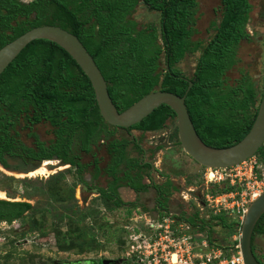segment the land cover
Returning a JSON list of instances; mask_svg holds the SVG:
<instances>
[{
    "label": "trees",
    "instance_id": "16d2710c",
    "mask_svg": "<svg viewBox=\"0 0 264 264\" xmlns=\"http://www.w3.org/2000/svg\"><path fill=\"white\" fill-rule=\"evenodd\" d=\"M199 1L0 0V48L32 27L59 25L77 35L94 57L119 111L156 89L186 95L201 138L211 146L227 147L250 131L261 100L257 76L239 67L240 45L253 39L248 28L253 4L220 0V17L211 24L213 33L201 40L195 38ZM141 2L160 12L158 24H141L133 17ZM196 54L192 74L178 68L188 55ZM236 67L239 74L231 80L228 73ZM170 121H177L176 113L162 104L132 128L160 130ZM43 123L51 126V138L44 139L37 131ZM120 129L102 117L89 77L54 41L33 40L0 75V165L7 170L29 172L44 160L58 159L79 167L77 180L83 181V154L94 155L101 140L105 139L110 152H116L113 160H126L130 141L115 136ZM256 156L264 163V145ZM170 194L158 202L163 211L168 209ZM30 211H34L32 202L0 198V221L23 220ZM200 213L197 209L181 217L217 246L230 244L213 239L217 226L230 233L241 228L240 219L233 215ZM60 233L55 240L59 249L72 248L74 240L68 242L69 236ZM258 233L264 234V214L255 225L253 239ZM85 264L96 263L87 260Z\"/></svg>",
    "mask_w": 264,
    "mask_h": 264
},
{
    "label": "rangeland",
    "instance_id": "374dc122",
    "mask_svg": "<svg viewBox=\"0 0 264 264\" xmlns=\"http://www.w3.org/2000/svg\"><path fill=\"white\" fill-rule=\"evenodd\" d=\"M251 2L253 20L248 28L253 34V39L242 41L239 49L242 61L239 67L247 68L255 74L262 89L264 0ZM220 6V0L199 1L196 39L207 40L211 37V24L220 17ZM133 17L141 24L160 22V12L150 9L143 2L137 6ZM196 58L197 54L188 55L178 64V68L186 74H192ZM238 70V67L231 70L228 77L231 80L236 78ZM36 129L44 139L52 137L49 124H40ZM132 134L149 150H153L158 143L164 145L154 152V160L159 164V168L172 174L175 178L174 184L180 187L171 197V209L168 211L182 218L183 212L191 214L198 209L202 216H209L213 211L203 207L201 196L203 191H206V174L210 169L204 168L183 149L179 141L177 121H170L163 129L157 131L142 133L133 130ZM115 136L132 138L123 129L118 130ZM104 140L94 148L99 157L106 154ZM92 156L83 154V161L91 160ZM44 165L46 170L33 176L29 174L35 170L18 173L0 165V192L4 193V198L29 201L34 206V211L26 213L23 220L11 223L0 221V264H85L87 260L104 264L108 259L110 261L107 264L113 261L112 264H121V258L127 256L124 249L125 226L140 220V212L129 213L125 209L114 207L109 201L99 200L98 197L85 198L86 195L81 191L82 182L77 180L76 169L69 164H61L54 159L44 160L37 169ZM103 179L98 181L103 182ZM227 185V181H224L218 186ZM191 188H194L195 192H191ZM151 197L152 195H149V199H145L147 204L153 203ZM62 215L66 216L64 220L60 219ZM83 215L86 217L78 221ZM59 231L63 236L64 233L69 236L68 242L74 240L72 248L65 251L59 249L55 243L62 235ZM240 233L241 228L230 233L217 226L213 239L216 242L225 241L232 244L235 242V236Z\"/></svg>",
    "mask_w": 264,
    "mask_h": 264
},
{
    "label": "water",
    "instance_id": "95a60500",
    "mask_svg": "<svg viewBox=\"0 0 264 264\" xmlns=\"http://www.w3.org/2000/svg\"><path fill=\"white\" fill-rule=\"evenodd\" d=\"M35 39H48L63 47L89 77L102 117L111 125L128 128L152 113L162 104H167L176 113L179 141L186 153L196 162L208 168H227L239 165L256 155L264 145V61L262 75V93L255 121L239 142L227 147H215L207 144L198 134L190 116L186 95L156 89L137 100L130 107L119 111L108 89L107 81L94 57L77 35L53 24H43L30 28L14 40L0 48V75L18 54ZM190 82L189 88L192 86ZM36 170V169H35ZM264 214V192L248 206L241 221L239 243L245 264H262L253 249L254 228ZM109 259L104 264L109 263Z\"/></svg>",
    "mask_w": 264,
    "mask_h": 264
},
{
    "label": "built area",
    "instance_id": "2783aa9c",
    "mask_svg": "<svg viewBox=\"0 0 264 264\" xmlns=\"http://www.w3.org/2000/svg\"><path fill=\"white\" fill-rule=\"evenodd\" d=\"M224 181L230 188L222 191L218 185ZM205 186L203 207L242 221L249 204L264 192V163L254 155L236 166L214 168L213 176L207 172ZM139 217L125 226L127 256L121 258V264H245L239 243L241 233L232 244L217 246L198 226L171 211H141Z\"/></svg>",
    "mask_w": 264,
    "mask_h": 264
},
{
    "label": "flooded vegetation",
    "instance_id": "af4514ba",
    "mask_svg": "<svg viewBox=\"0 0 264 264\" xmlns=\"http://www.w3.org/2000/svg\"><path fill=\"white\" fill-rule=\"evenodd\" d=\"M24 1L28 2V0ZM123 129L132 137L123 136L130 141L127 146L126 160H113L116 152L114 150L110 152L107 145L105 147V155L99 157L94 154L92 159L87 162L83 161L82 158V163L86 164L80 173L83 178L81 191L86 195L85 198L87 196L90 198L92 196L98 197L99 200L109 201L114 207L122 208L126 211L155 213L163 211L158 202L159 200L162 202L161 197H167L170 191L168 209H171V197L180 187L174 184L175 178H173L172 174L159 168V164L154 160V152L160 150L164 145L158 143L153 150H149L143 146L140 139L132 134L133 130H139L142 133L157 130L143 131L132 128V126ZM58 161L61 164H69ZM79 169V167L76 168V170ZM100 178H104L103 182L98 181ZM191 189V192H195L194 188ZM149 195H152V204L145 202ZM116 201H120V205H116ZM168 209L164 211H168ZM257 238H260V240ZM253 243L257 257L264 263V234H256Z\"/></svg>",
    "mask_w": 264,
    "mask_h": 264
},
{
    "label": "bare ground",
    "instance_id": "6f19581e",
    "mask_svg": "<svg viewBox=\"0 0 264 264\" xmlns=\"http://www.w3.org/2000/svg\"><path fill=\"white\" fill-rule=\"evenodd\" d=\"M45 164H46V163H45ZM45 170H46V166L44 165V166H42L41 168H39V169H37V170H35V171L30 172L29 175L33 176L34 174H36V173H40V172H44ZM209 172H210L211 176H213L214 169H210ZM0 196H2V197L4 198V193L0 192ZM257 197H258V196H257ZM6 198H8V197H6Z\"/></svg>",
    "mask_w": 264,
    "mask_h": 264
}]
</instances>
